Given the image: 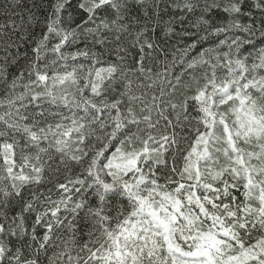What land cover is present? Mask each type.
Listing matches in <instances>:
<instances>
[{"label": "snow or ice", "instance_id": "obj_1", "mask_svg": "<svg viewBox=\"0 0 264 264\" xmlns=\"http://www.w3.org/2000/svg\"><path fill=\"white\" fill-rule=\"evenodd\" d=\"M0 264H264V0H0Z\"/></svg>", "mask_w": 264, "mask_h": 264}]
</instances>
